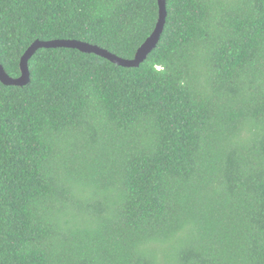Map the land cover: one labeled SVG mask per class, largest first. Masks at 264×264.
<instances>
[{
  "label": "trees",
  "instance_id": "trees-1",
  "mask_svg": "<svg viewBox=\"0 0 264 264\" xmlns=\"http://www.w3.org/2000/svg\"><path fill=\"white\" fill-rule=\"evenodd\" d=\"M138 67L40 48L0 80V264H264V0H167ZM158 0H0L37 39L133 58Z\"/></svg>",
  "mask_w": 264,
  "mask_h": 264
},
{
  "label": "water",
  "instance_id": "water-1",
  "mask_svg": "<svg viewBox=\"0 0 264 264\" xmlns=\"http://www.w3.org/2000/svg\"><path fill=\"white\" fill-rule=\"evenodd\" d=\"M159 18L152 34L138 48L133 58H123L113 52L108 51L96 44H91L78 39L56 38L50 40H35L25 51L20 61L21 74L13 77L7 73L3 64L0 62V80L6 85L25 86L31 82V71L29 61L36 51L40 48H75L82 52L95 53L109 59L113 63L124 67H138L157 47L166 26L168 16L167 0H158Z\"/></svg>",
  "mask_w": 264,
  "mask_h": 264
},
{
  "label": "clouds",
  "instance_id": "clouds-1",
  "mask_svg": "<svg viewBox=\"0 0 264 264\" xmlns=\"http://www.w3.org/2000/svg\"><path fill=\"white\" fill-rule=\"evenodd\" d=\"M97 45V44H96ZM99 46V45H98ZM103 48V47H102ZM109 51V50H108ZM111 52V51H110Z\"/></svg>",
  "mask_w": 264,
  "mask_h": 264
}]
</instances>
